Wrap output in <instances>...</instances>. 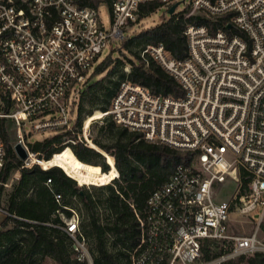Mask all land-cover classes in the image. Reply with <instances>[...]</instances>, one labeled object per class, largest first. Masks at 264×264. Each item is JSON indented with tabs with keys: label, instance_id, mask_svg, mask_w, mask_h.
Returning <instances> with one entry per match:
<instances>
[{
	"label": "built area",
	"instance_id": "obj_1",
	"mask_svg": "<svg viewBox=\"0 0 264 264\" xmlns=\"http://www.w3.org/2000/svg\"><path fill=\"white\" fill-rule=\"evenodd\" d=\"M83 1L0 0V119L13 120V147L20 142L28 153L12 181L21 177L22 168L33 166L32 156L44 159L30 147L32 133L73 129L74 96L89 81L91 68L105 48L131 37L140 6L156 0H112L111 6L104 0ZM157 1L167 11L176 2ZM104 4L110 9L109 25L101 13ZM187 4L194 9L187 16L199 15L194 12L199 9L212 20L221 15L230 20L214 30L188 24L184 59L170 56L161 43L143 50L179 81L184 94H155L125 78L109 107L84 119L75 131L77 141L71 139L88 141L91 123L110 117L148 142L193 153L148 197L132 264H229L264 252L257 231L230 233L232 214L259 224L264 218V0ZM6 158L0 136V169ZM227 180L237 188L231 199H221L218 185ZM55 197L61 203L62 196ZM71 210L59 227L71 238L74 258L95 264L79 214ZM0 215L16 217L1 204ZM207 241L222 250L209 260L203 253Z\"/></svg>",
	"mask_w": 264,
	"mask_h": 264
},
{
	"label": "trees",
	"instance_id": "obj_2",
	"mask_svg": "<svg viewBox=\"0 0 264 264\" xmlns=\"http://www.w3.org/2000/svg\"><path fill=\"white\" fill-rule=\"evenodd\" d=\"M104 1L111 6L112 0ZM92 2L84 0L82 3ZM162 7L163 3L157 0L142 4L139 21ZM188 12L187 8L174 12L156 25L140 30L123 42L126 50L132 45L139 50V54L131 51L136 61H130L129 72L123 74L113 90L104 94V99L101 100L105 102L98 106V109L95 107L94 111L106 110L109 107L120 82L125 78L145 85L155 94L176 97L184 94L179 81L151 53H143V50L150 45L161 43L170 56L184 59L189 51L185 33L188 24L207 25L214 30L218 27L225 28L226 22L230 20L228 15H221L212 20L195 14L187 16ZM110 66L111 70L118 67L111 58L104 59L97 64L89 80L94 75L109 70ZM101 82L96 81L89 88L93 90L92 88ZM106 89L108 87L104 86L103 90ZM82 110L83 106H80L72 130L60 131L30 143L31 149L39 152L40 157L43 153L44 159L38 158V164L22 168L21 177L13 181L11 179L23 161L17 156L11 141L13 120L0 119V136L5 142L7 152L6 163L0 169V181L3 182L0 184V204L16 215L4 217L0 221V264H43L47 257L52 258L56 264H87L79 263L74 258L71 238L59 227L64 224L60 213L68 218L72 215L69 205L73 197L79 198L88 216L87 219H81L79 215L80 230L92 245L90 252L95 264H132V253L142 234L139 217L144 216L148 197L153 190L168 180L179 163L189 162L193 158L192 152L162 143L148 142L139 131L119 125L110 117L105 118L112 132L115 130L110 143H103L98 139L90 140L88 137L89 146L83 141H78L75 146L66 142L61 149L65 141H77L75 131L82 125ZM69 146L74 151L72 155L66 150ZM112 149L114 156L107 152ZM98 150L112 161L115 158L113 166L117 174L112 180L119 176L120 183L117 187L105 184L106 186L102 187L107 196L95 199L88 192H83V188L77 183V180L84 183L85 179L80 174L78 163L101 165L102 171L107 175L109 166L104 163L103 155ZM48 178L51 179L49 185L46 184ZM9 181L11 184L8 188L4 183ZM56 193L62 196L61 203L56 200ZM104 203L113 219L107 214L102 217L99 213L98 207ZM221 252L220 245L212 241H207L203 248L204 259L207 260ZM237 261L241 264H264V252L242 257Z\"/></svg>",
	"mask_w": 264,
	"mask_h": 264
},
{
	"label": "rangeland",
	"instance_id": "obj_3",
	"mask_svg": "<svg viewBox=\"0 0 264 264\" xmlns=\"http://www.w3.org/2000/svg\"><path fill=\"white\" fill-rule=\"evenodd\" d=\"M177 1L180 2L178 6V10H182L186 8L189 10V12L194 10L191 5L187 4L190 0H176V2ZM176 2L174 1V3ZM97 3L99 4V2ZM194 12L199 15H201L200 13H202V12H199V9H195ZM101 13H102L104 22L107 25H109L110 19H111L109 7L105 4L102 5ZM168 15L169 13L166 7H162L158 9L157 11H154L149 16L140 20L136 25H132L130 27L131 28L130 35L132 36L144 28H149V27L156 25ZM125 40L121 42L120 41L115 42L113 46L110 45L107 48H105V50L103 51L99 59V61L101 62L106 58H111L114 61V65L117 64L118 67L115 68L114 70H111V66H110L109 70H107L106 72L100 75H96V76L94 75L92 79H90L83 85L79 93L76 96H74L75 98H74L73 107H72L73 121H75L76 117H78V110L80 106H83V110H82V114L80 118L82 123L84 119H86L89 116L88 114L91 111L92 112L94 111L95 107L96 109H98V106L102 105L105 102L104 100H101V98L104 99V94L108 92L109 90H113V88L115 87V84H117V82H119V80L122 79L121 77L123 76V74L126 71L130 70V61H134V62L136 61V58L132 54L131 51L139 54L138 53L139 50L135 46H132V45L130 49L126 50L123 47V42H125ZM96 66L97 64L91 68L90 75L93 73ZM96 81H102V82L98 84L96 87H93L92 88L93 90H91L89 88L90 85L92 83H95ZM104 86H107L108 89L103 90ZM96 115H99V113ZM95 117H98V116H95ZM89 123H90V119L87 120L86 125H88ZM108 125L109 123L108 121H106V119L98 118L94 120V122L91 123L90 129H89V136H88L89 139L90 140L98 139L99 141L103 143H110L112 141L111 135H113L112 133H114L115 130H113L112 132V130L110 129ZM30 127L31 125L29 124L26 128V131H29ZM78 129L79 127L77 128V130ZM55 133L56 132L54 131L32 133L31 136L28 137V139L30 143H33L37 140H42L45 137H48ZM10 135H11L12 143H15L17 141V134H16V129L14 126L11 129ZM83 141L87 142V145L89 146L88 144L89 142L87 140L83 138ZM66 142H71V144L74 146L76 144V143H73L71 140H67L61 145V149L63 148ZM66 150L70 155H72L74 152L70 146ZM112 151L114 150L112 149L111 151H107V152L113 155ZM102 155H103L104 163H106L109 166L108 174L105 175L106 173L102 171L101 165L86 162V164L81 166L84 169V171H86V175H87L86 178L84 179V183H80L77 180L78 185L83 188V192H88L95 199L105 198L107 196V192L105 189H103L102 186L114 185L115 187H117L118 184L120 183L119 181L120 179L117 178L118 176L116 177L117 179L112 180V178L115 177L117 174V170L113 166L114 161H112V159H110L108 156H105L104 154ZM37 163L38 161H35L33 162L32 165L37 164ZM236 188L237 186L232 180H227L225 183L218 185V196L221 199H231L236 191ZM69 206H71L72 209H74L77 213H79L81 219L88 218V216L86 215L84 206L78 197H73L71 204ZM98 211L99 213H101L102 217H104L107 214L108 217H110V219H113V217L110 214V211L107 209L106 203L99 206ZM71 212L73 213V211ZM60 214L63 217V213H60ZM231 218H232V226H231L230 233L232 235L250 234L254 231H257L260 239L264 241V218L263 220H261L260 224H259V220H251L250 218L240 215V214H232ZM2 219H3V216H0V221H2ZM88 247H89V250L90 249L92 250V245H90L89 243H88ZM217 250H219V247L217 248ZM43 264H56V262L52 258L47 257ZM229 264H241V263L240 261H237V262L235 261Z\"/></svg>",
	"mask_w": 264,
	"mask_h": 264
},
{
	"label": "water",
	"instance_id": "obj_4",
	"mask_svg": "<svg viewBox=\"0 0 264 264\" xmlns=\"http://www.w3.org/2000/svg\"><path fill=\"white\" fill-rule=\"evenodd\" d=\"M179 4H180V2L177 1L176 3H174V4H172L170 6V8L168 10L169 15H171V14H173L175 12V10L178 8ZM14 150H15L17 156L19 158H21L22 160L27 158L28 153H27L26 149L24 148V146L20 142H18V143L15 144ZM99 152L102 153L101 151H99Z\"/></svg>",
	"mask_w": 264,
	"mask_h": 264
},
{
	"label": "bare ground",
	"instance_id": "obj_5",
	"mask_svg": "<svg viewBox=\"0 0 264 264\" xmlns=\"http://www.w3.org/2000/svg\"><path fill=\"white\" fill-rule=\"evenodd\" d=\"M88 141H89V140H88ZM104 155L107 156L106 154H104ZM36 159L38 160V163H39L40 159L36 158L35 156H32V161H33V162H35ZM78 165H79V169H80V174H81V176H83V177L86 178L87 175H86V172L84 171V169L81 167L82 164L78 163ZM114 170H115V169H114Z\"/></svg>",
	"mask_w": 264,
	"mask_h": 264
},
{
	"label": "crops",
	"instance_id": "obj_6",
	"mask_svg": "<svg viewBox=\"0 0 264 264\" xmlns=\"http://www.w3.org/2000/svg\"><path fill=\"white\" fill-rule=\"evenodd\" d=\"M0 216H3V215H0ZM3 218H4V216H3Z\"/></svg>",
	"mask_w": 264,
	"mask_h": 264
}]
</instances>
